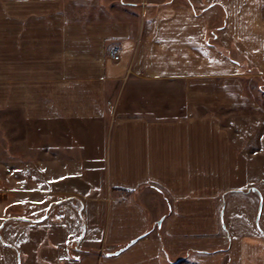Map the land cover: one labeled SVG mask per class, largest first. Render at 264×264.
<instances>
[{"label": "crops", "instance_id": "obj_1", "mask_svg": "<svg viewBox=\"0 0 264 264\" xmlns=\"http://www.w3.org/2000/svg\"><path fill=\"white\" fill-rule=\"evenodd\" d=\"M163 1L0 0V264H264V175L234 185L217 114L264 92V0Z\"/></svg>", "mask_w": 264, "mask_h": 264}, {"label": "rangeland", "instance_id": "obj_2", "mask_svg": "<svg viewBox=\"0 0 264 264\" xmlns=\"http://www.w3.org/2000/svg\"><path fill=\"white\" fill-rule=\"evenodd\" d=\"M127 1V0H126ZM96 14L98 11H93ZM110 11L100 12L98 16L109 15ZM91 14V16H92ZM251 74H258L257 67L251 61ZM256 77V76H255ZM257 83L259 86L263 84V78L257 77ZM259 92V91H258ZM256 96V107L251 108V111L240 110L231 112L220 111L218 112L219 118H221L223 127L229 133V140L231 143V166L233 169V182L237 188L244 190L248 178L253 180H261L264 175V92H259ZM6 132V131H5ZM104 167V166H103ZM102 167V168H103ZM105 169L102 170V173ZM239 185H241L239 187ZM250 187H248L249 190ZM252 189H257L253 187ZM101 200L98 202V206L95 209H91V217L88 218L87 210H82L80 204L78 211V220L80 223V237L74 239L73 242H81V248L85 246H93L94 248H100L103 243V234L105 231L106 222L109 218V206L111 204V196L107 194L106 191H101L95 193ZM250 197H258L256 192L249 193ZM242 194L237 193V199L239 206L248 207L249 201L245 198H242ZM133 198H130L128 203L132 202ZM263 203V200L260 196L258 200V208L256 210V219L260 217V204ZM86 204V201H85ZM87 206L89 203L87 202ZM223 211L225 206V200L222 204ZM262 206V205H261ZM90 213V209H89ZM96 234L94 238L90 240V231L93 230ZM2 235V231H1ZM86 235V236H85ZM90 241V242H89ZM8 258V257H7ZM8 260V259H7ZM12 261L10 260L11 264ZM15 264H22L21 255H17Z\"/></svg>", "mask_w": 264, "mask_h": 264}, {"label": "trees", "instance_id": "obj_3", "mask_svg": "<svg viewBox=\"0 0 264 264\" xmlns=\"http://www.w3.org/2000/svg\"><path fill=\"white\" fill-rule=\"evenodd\" d=\"M196 0H165V1H163L162 2V4L164 5V6H187V7H190V8H195L196 9ZM215 4V3H214ZM213 4V5H214ZM217 5L219 6V7H221L222 8V10H224V15H225V7H224V3H223V1L221 2V1H219V3H217ZM208 7V5H204V6H202V9H201V11L204 9V8H207ZM197 13H198V9H197ZM224 26H225V23H223V24H218L217 26H215V25H212L210 22H209V25H208V36H207V40H208V42H209V44H215V45H217V40H216V38H217V36H218V32H219V30H221L222 28H224ZM216 27V28H215ZM218 46V45H217ZM231 49H233V51L234 50H236V48L233 46V47H231ZM221 51L223 52V53H225L227 56H229L232 60H236L233 56H231L230 55V51L231 50H225V49H222L221 48ZM243 63L247 66V69L249 70V71H251V68H249L250 66H252L251 65V62L249 61V60H247V59H245L244 61H243ZM252 73V72H251ZM164 253H165V251H164ZM165 255H166V253H165ZM171 260V259H170ZM174 263H176V264H178V261H177V259H176V261L174 262Z\"/></svg>", "mask_w": 264, "mask_h": 264}, {"label": "water", "instance_id": "obj_4", "mask_svg": "<svg viewBox=\"0 0 264 264\" xmlns=\"http://www.w3.org/2000/svg\"><path fill=\"white\" fill-rule=\"evenodd\" d=\"M261 205L260 204V209L261 210ZM136 242V239L132 240L131 242H129L127 245H125L124 247H121L120 249H118L117 251L113 252V253H108V256H113V255H119L120 253H122L124 250H126L128 247H130L132 244H134Z\"/></svg>", "mask_w": 264, "mask_h": 264}, {"label": "built area", "instance_id": "obj_5", "mask_svg": "<svg viewBox=\"0 0 264 264\" xmlns=\"http://www.w3.org/2000/svg\"><path fill=\"white\" fill-rule=\"evenodd\" d=\"M110 56L114 59V60H119L120 59V48L118 46H114L111 51H110ZM0 189H1V185H0Z\"/></svg>", "mask_w": 264, "mask_h": 264}, {"label": "snow or ice", "instance_id": "obj_6", "mask_svg": "<svg viewBox=\"0 0 264 264\" xmlns=\"http://www.w3.org/2000/svg\"><path fill=\"white\" fill-rule=\"evenodd\" d=\"M33 191H36V190H33ZM23 203H26L27 201H22Z\"/></svg>", "mask_w": 264, "mask_h": 264}]
</instances>
